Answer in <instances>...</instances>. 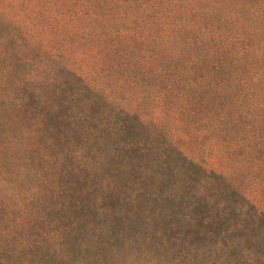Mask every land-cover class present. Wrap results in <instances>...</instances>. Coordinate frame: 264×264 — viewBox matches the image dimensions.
Returning <instances> with one entry per match:
<instances>
[{
	"label": "trees",
	"instance_id": "trees-1",
	"mask_svg": "<svg viewBox=\"0 0 264 264\" xmlns=\"http://www.w3.org/2000/svg\"><path fill=\"white\" fill-rule=\"evenodd\" d=\"M4 24L42 26L69 85L57 101L37 93L33 127L23 115L12 126L11 106L25 110L8 86L18 51L0 36V164L19 172L9 188L0 169V264H137L138 241L155 264H186L187 217L195 235L205 217L259 232L246 217L264 222L253 204L237 209L216 191L229 204L208 206L203 181L220 187L224 177L189 159L142 102L149 114L166 103L178 122L215 116L221 136L264 132V0H0ZM36 159L42 187L19 171Z\"/></svg>",
	"mask_w": 264,
	"mask_h": 264
},
{
	"label": "rangeland",
	"instance_id": "rangeland-1",
	"mask_svg": "<svg viewBox=\"0 0 264 264\" xmlns=\"http://www.w3.org/2000/svg\"><path fill=\"white\" fill-rule=\"evenodd\" d=\"M16 5L19 7V2ZM65 24H67L68 29H71V32L66 33L64 38L70 42L74 41L77 39V37H74L77 34L73 30V22L69 19ZM41 27L31 24H26L23 28L9 24L0 26V36H3V41L8 43L7 50L11 47L18 51V53L15 52L17 58L11 67V76L8 77L11 78L8 86L13 89L12 92H15V96H23L21 104H24L22 106L25 109L22 113L11 106L9 111L12 115L9 116V120L11 119L12 126L16 121L20 122L19 117L21 115L24 116L21 122L27 128L33 127L34 123L39 121L35 114L29 113L32 109L29 107V103L32 104L37 101L36 95L38 92L44 94L40 95V101H44L45 98L49 100L54 98L57 101L65 93H68L69 84L60 82L63 79V75L60 73L59 53L46 54L45 48L48 36L43 34L42 30L40 31ZM23 29H29L28 33L25 34ZM75 55L76 50L74 54L69 56L71 63L76 62ZM88 65L87 57H83L81 68L86 73L89 72L86 68ZM32 73L39 74V81L28 80L29 74ZM45 94H48L49 98ZM142 103L145 109L142 111L143 116L145 118H151L150 115L157 118L160 117V124L164 133L176 142L177 146L189 159L224 177V185L220 187L217 186V183L212 182L211 184L209 181H203L205 182L204 188L213 192L208 206H222V204L227 206L229 203H222L216 193V191H224L228 194L229 202L234 204L235 208L243 209L253 204L254 208L252 211L257 209L264 214L263 131H255L254 134L252 132H237L221 136V133H217L216 130V126L220 125L218 118L215 116L207 119L193 117L192 120L188 119L186 123L184 120L178 122L167 115L169 110H166V103L163 104V107L150 112V114L146 106L148 102ZM5 126V124L0 122V143L3 145H5ZM56 128L61 133L64 130V124L59 123ZM7 163L8 161L2 160L1 164L3 165L0 164V169L4 168L1 178L11 188L18 185L14 178L19 172L12 170L14 174H8ZM31 166L34 172L32 171L30 174L27 173L23 166L19 167V171L25 174L26 180H30L27 186L40 184V187H42V172L45 164L43 162L41 164L36 159L32 161ZM187 176L191 182L192 176ZM37 178H40V180H37ZM188 216H190V213ZM247 216L251 224L261 225L259 232L255 235L253 234L254 230L251 229L252 226L248 230H239L234 227L218 228L215 223L212 226H208L207 220L212 221L213 218L210 220L207 217H205L204 226L201 223L198 235H195L193 232L195 221L187 217L182 241V246L183 248L185 247L186 264H264V222L261 223L259 219L250 215V213L246 214ZM198 217L200 218L201 215ZM140 235H144V232H140ZM195 238L198 240H195ZM194 246L197 248L196 252ZM136 248L137 253L134 254V257L137 259V264H151L154 262L149 257V248L142 246L141 241H138ZM122 252L127 254L126 248L123 250L122 247Z\"/></svg>",
	"mask_w": 264,
	"mask_h": 264
}]
</instances>
